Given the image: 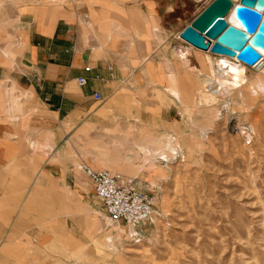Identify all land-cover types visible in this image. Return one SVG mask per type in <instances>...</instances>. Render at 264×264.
<instances>
[{
    "label": "crops",
    "instance_id": "crops-1",
    "mask_svg": "<svg viewBox=\"0 0 264 264\" xmlns=\"http://www.w3.org/2000/svg\"><path fill=\"white\" fill-rule=\"evenodd\" d=\"M211 1L0 0V241L20 210L22 218L42 220L37 243L23 242L16 223L8 234L9 247L42 246L59 232L69 247L70 231L60 224V209L75 202L85 179L92 181L84 165L119 172V152L106 149L108 167L82 159L77 172L73 157L61 151L68 140L65 124L92 112L96 100L101 102V145L116 140L119 118L144 140L158 142L156 122L144 121L145 111L138 109L133 125L130 114L136 102L155 107L164 94L181 105L193 101L199 81L182 67L174 45L189 18ZM79 76L88 82L79 83ZM171 124L177 133L185 129L180 120ZM145 166V177L152 181L165 173L152 162ZM28 188L33 190L26 197ZM83 200L90 222L99 223L98 210Z\"/></svg>",
    "mask_w": 264,
    "mask_h": 264
},
{
    "label": "rangeland",
    "instance_id": "rangeland-1",
    "mask_svg": "<svg viewBox=\"0 0 264 264\" xmlns=\"http://www.w3.org/2000/svg\"><path fill=\"white\" fill-rule=\"evenodd\" d=\"M176 40L182 67L199 81L193 101L181 105L164 94L155 107L136 102L138 108L130 114L134 125L138 109L147 112L143 120L156 122L158 142L144 140L128 120L119 118L118 137L108 147L101 145V102L93 100L92 112H82L71 126L65 124L68 140L61 143V151L75 160L76 171L82 159L105 167L106 149L117 148L112 151L119 152V172L135 178L138 188L154 198L152 217L138 227L112 221L92 181L85 179L75 202L60 209V224L70 231L69 247L61 232L42 246L9 247L14 224L21 228L23 242L31 238L37 243L41 229L42 220L22 218L19 210L0 241V264H264V65L247 66L242 85L236 77L244 75L236 69V87L224 85L225 80L207 86L198 74L199 60L212 57L216 63V56L178 35ZM210 64L202 69L211 74L215 64ZM175 120L185 126L181 133L171 124ZM147 162L165 173L153 181L145 177ZM32 190L28 188L26 197ZM83 199L98 210L99 223L90 222Z\"/></svg>",
    "mask_w": 264,
    "mask_h": 264
},
{
    "label": "water",
    "instance_id": "water-1",
    "mask_svg": "<svg viewBox=\"0 0 264 264\" xmlns=\"http://www.w3.org/2000/svg\"><path fill=\"white\" fill-rule=\"evenodd\" d=\"M231 10L239 25L227 19ZM180 35L199 49L256 64L264 51V0H212Z\"/></svg>",
    "mask_w": 264,
    "mask_h": 264
},
{
    "label": "built area",
    "instance_id": "built-area-1",
    "mask_svg": "<svg viewBox=\"0 0 264 264\" xmlns=\"http://www.w3.org/2000/svg\"><path fill=\"white\" fill-rule=\"evenodd\" d=\"M181 31L178 33V38L189 43L181 37ZM85 69L89 71L91 66H86ZM78 81L81 84H86L88 79L86 76H79ZM94 94L96 99L102 98L100 92L96 91ZM83 169L91 177L96 193L112 221L138 227L152 217L154 198L138 188L135 178L122 172L94 169L87 164Z\"/></svg>",
    "mask_w": 264,
    "mask_h": 264
},
{
    "label": "bare ground",
    "instance_id": "bare-ground-1",
    "mask_svg": "<svg viewBox=\"0 0 264 264\" xmlns=\"http://www.w3.org/2000/svg\"><path fill=\"white\" fill-rule=\"evenodd\" d=\"M227 19L229 20V22L239 25V22L236 20V18L234 16L233 10H231L229 12V14L227 15ZM189 49H190V46H188V45L185 46L184 52L188 53ZM213 55L216 56L215 57L217 60L216 63H215V61H212V57L207 58V59H205L206 58L205 57L202 61L203 65L204 66L206 65L207 67L211 66L210 61H211V63L215 64L214 68H212V69H214L213 73L210 74L209 72L204 71L202 69V66H201L200 72H199L200 77L205 81L206 85L212 86V84H214V82H216V81L221 84V83H223L222 80H225L226 84H224V85H227L228 87L231 85V88L236 87L235 78L232 77V74H236V72H237L236 69H238V71L240 73H243V75H244L243 78H239L238 76L236 77V81L239 82L240 85H242L243 80L246 77V73H247V69H248L247 66H249L250 64L243 62L242 60L238 59L237 57H232V56L225 55V54L213 53ZM236 60H238L240 63H238ZM246 64H248V65H246ZM263 65H264V51L262 52L261 60H259L256 64H253V66L257 69H260L263 67ZM238 66L240 68H237ZM213 75H218L219 78H214ZM173 140H174V137H173ZM171 141L172 140H170L169 138L167 139L168 145L171 143Z\"/></svg>",
    "mask_w": 264,
    "mask_h": 264
}]
</instances>
